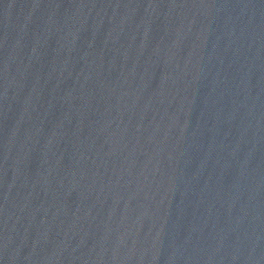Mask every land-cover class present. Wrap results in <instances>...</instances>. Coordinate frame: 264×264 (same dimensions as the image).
I'll use <instances>...</instances> for the list:
<instances>
[{
	"label": "water",
	"instance_id": "water-1",
	"mask_svg": "<svg viewBox=\"0 0 264 264\" xmlns=\"http://www.w3.org/2000/svg\"><path fill=\"white\" fill-rule=\"evenodd\" d=\"M0 264H264V0H0Z\"/></svg>",
	"mask_w": 264,
	"mask_h": 264
}]
</instances>
